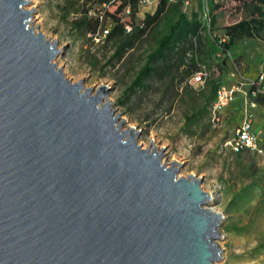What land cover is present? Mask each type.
<instances>
[{
	"label": "water",
	"instance_id": "obj_1",
	"mask_svg": "<svg viewBox=\"0 0 264 264\" xmlns=\"http://www.w3.org/2000/svg\"><path fill=\"white\" fill-rule=\"evenodd\" d=\"M31 0H0V264H215L222 215L57 67Z\"/></svg>",
	"mask_w": 264,
	"mask_h": 264
},
{
	"label": "rangeland",
	"instance_id": "obj_2",
	"mask_svg": "<svg viewBox=\"0 0 264 264\" xmlns=\"http://www.w3.org/2000/svg\"><path fill=\"white\" fill-rule=\"evenodd\" d=\"M68 2L31 0L25 6L35 8L31 17L35 31L39 25V31L47 39L57 42L61 50L54 59L57 67L72 82L83 78V86L93 91L107 85L112 110L119 121L124 120L122 128L139 131L137 143L143 148L150 141L157 150L163 148L162 163L167 166L173 160L180 163L177 176L194 175L201 179V188L212 197L206 206L223 216L217 228L222 236L217 241L220 258L215 264H264V81L256 98L250 93V81L264 73V30L256 37H237L225 54L210 51V41L223 37L224 28L241 19L245 8L237 0H204V8L219 6L214 10L216 20L210 34L206 30L201 32L200 46L194 39L199 47L197 59L212 79L222 78L220 85L240 86L234 98L220 110L218 120H212V114L208 109L204 114L202 106L210 91L208 79L203 85L193 86L184 71L185 65L172 66L167 69L169 72L160 69L159 75L146 79V87L124 93L155 46L159 22L133 39L132 46L122 54H115L116 38H92L83 29L73 28L72 22L80 17L81 9L92 6L87 18L101 15L99 29H110L112 24L106 15L113 13L119 2L105 5L96 1L83 5L82 0ZM155 7V3L140 4L134 19L120 13V21L126 28L131 27V21L140 24ZM172 57V62L179 61L176 54ZM189 59L186 56L185 61ZM234 70L235 75H231ZM250 101L255 103L251 124L259 132L258 143L263 153L235 154L223 142L233 137ZM195 112L198 116L192 117ZM148 148H152V143Z\"/></svg>",
	"mask_w": 264,
	"mask_h": 264
},
{
	"label": "trees",
	"instance_id": "obj_3",
	"mask_svg": "<svg viewBox=\"0 0 264 264\" xmlns=\"http://www.w3.org/2000/svg\"><path fill=\"white\" fill-rule=\"evenodd\" d=\"M91 1H96L100 5L119 2L115 11L106 15V17L110 18L112 24L107 34L101 37L102 29H99V18H101V15L87 18L88 8L92 6L80 10L82 13L80 17L72 22V27L83 29L85 33L88 32L90 34V37L98 38L99 40L116 38L118 42L115 54H122L126 48L131 47L133 39L145 34L154 23L159 22L161 24V28L157 31L158 35H156L154 40V48L147 54L143 65L136 72L133 81L124 93L132 92L136 88L146 87V79L153 74L159 75L160 69L169 72L167 69L172 68V66L178 68L180 65H185L186 69L184 71L186 75L191 76L200 67H204L197 59L196 52L199 47L196 45L194 39L198 41L200 46L201 32L206 30L210 34L216 20L214 10L218 8V4H213L212 6L206 4L207 6L204 8V0H189L190 5L187 10H184L185 0H158L152 13H146L140 24L135 25L131 21V27L127 30L125 23L120 21V13H126L130 19H134L136 9L140 5V0H82V5ZM237 1L242 2L241 8H245V15L238 21L227 25L224 28L223 37L210 41V51L218 50L220 53L225 54L237 37H256L264 30V0ZM71 2L73 0H69L68 3L71 4ZM74 2H79V0H74ZM126 8H129L128 12H126ZM222 38L225 39L223 40ZM173 54L179 57V61L172 62ZM186 56H190L188 62L185 61ZM210 76L207 77L208 80L206 79L210 85V91L204 96V103L202 105L204 114L207 112V109L211 113V105L214 101L216 90L222 82L220 76L214 79ZM254 88L255 86H250V93ZM259 94L260 92L253 97L256 98ZM197 116V112L192 113V117ZM244 151L249 150L242 149L234 151V153L240 154Z\"/></svg>",
	"mask_w": 264,
	"mask_h": 264
},
{
	"label": "built area",
	"instance_id": "obj_4",
	"mask_svg": "<svg viewBox=\"0 0 264 264\" xmlns=\"http://www.w3.org/2000/svg\"><path fill=\"white\" fill-rule=\"evenodd\" d=\"M158 0H140V4L150 5L155 3L157 4ZM190 5L189 0L184 2V10H187ZM207 10V9H206ZM129 11V8H126V12ZM130 27H127L129 30ZM108 32L107 28L101 30V37H104ZM224 40V39H223ZM236 70L231 72V75H235ZM209 76V71L205 67H200L198 70L193 72L190 76V83L193 86L203 85L207 77ZM264 81V73L260 72L254 80L250 81V86H255L251 91V95L255 96L258 92H261V83ZM240 90V86L232 85L225 86L220 85L215 94L214 101L211 105V114L212 120H218L217 113L218 111L227 105L235 96V94ZM255 107V103L250 101L246 104L243 113V119L239 126L234 130V135L231 139L225 140L223 142L224 147H229L233 151H240L242 149H248L251 152L263 153L262 148L259 146V132L253 130L251 119L253 117V112L251 109Z\"/></svg>",
	"mask_w": 264,
	"mask_h": 264
},
{
	"label": "bare ground",
	"instance_id": "obj_5",
	"mask_svg": "<svg viewBox=\"0 0 264 264\" xmlns=\"http://www.w3.org/2000/svg\"><path fill=\"white\" fill-rule=\"evenodd\" d=\"M213 210V209H212ZM213 211H215V210H213Z\"/></svg>",
	"mask_w": 264,
	"mask_h": 264
}]
</instances>
